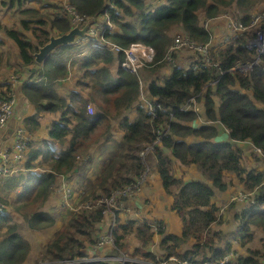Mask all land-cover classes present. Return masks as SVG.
Returning <instances> with one entry per match:
<instances>
[{
  "label": "trees",
  "instance_id": "obj_1",
  "mask_svg": "<svg viewBox=\"0 0 264 264\" xmlns=\"http://www.w3.org/2000/svg\"><path fill=\"white\" fill-rule=\"evenodd\" d=\"M32 3V0H2L3 7L19 8L21 17L19 26L0 24V37H3L0 64L9 54L4 49L12 40L17 53L13 64L17 70L21 69V75L25 68L29 71L36 68L30 71L28 82L22 86L23 98L29 100L32 111L22 118L21 124L27 131H41L43 124L39 116L47 115L48 123L44 126L47 139L33 138L24 161L28 171L5 179L8 189L17 186L19 190L11 202L13 210L0 214V264H24L31 256L32 246L18 230L19 220L24 218L36 230L55 226L56 218L42 204L52 196L58 175L69 174L76 167L81 169V179L86 180L84 187L91 190L84 200H92L93 206L70 213L61 221L54 237L33 257L32 264H65L67 260L88 255L90 246L94 247L99 237L104 215V206L97 205L96 201L102 196L110 197L113 190L131 182L145 169L141 145L152 142L160 127L167 133L156 145L152 166L164 191L172 198L173 209L182 219V232H167L161 219L140 221L130 217L120 225L121 231H116L119 246L128 251L130 235H134L143 247L135 248L131 254L157 263L163 260L168 264L218 262L234 250L235 257L224 264H264V172L259 167L261 164L247 170L242 162L246 153L251 163L255 159L261 163L264 160L255 150L258 147L264 152V55L247 73L234 70L238 61L256 59L255 48L249 46L254 33L248 31L234 40L216 44L212 42L216 33L204 24L226 9L236 8L224 18L226 28L230 19L247 25L252 12L264 0H66L77 12L100 23L101 44L90 38L60 45L40 64L35 60V53L49 42L52 33L60 35L74 26L73 14L64 4L54 3L52 10L43 13V6L35 7ZM47 5L51 9V3ZM106 13L109 21L99 22ZM260 26L264 27V18ZM172 30L178 33L173 35ZM226 31L230 32L228 28ZM177 35L210 45V59L218 65H208L200 51L189 53L200 67L180 64L187 48L169 54ZM137 42L155 48L153 60L143 67L151 74L147 72L143 79L140 72L144 69L136 73L122 67L126 57L124 48ZM114 44L122 50H112ZM169 56L176 66L160 79L163 69L173 63ZM70 65L81 71L77 81L80 85L61 94L55 85L66 79ZM199 92L204 96V100L199 98L202 112L182 110L190 97ZM145 93L162 105L156 117L146 107L137 106L140 95ZM89 102L96 104L93 113L88 109ZM133 107L137 109L135 116L125 115ZM116 122L123 131L122 138L115 140L113 151L98 174L94 178L86 177L83 162L79 165V155L88 154L91 145L102 138L110 139ZM165 123L169 124L168 128ZM221 132L228 139L218 140ZM92 137L96 138L92 140ZM37 163L49 169L37 170ZM176 164L195 167L207 181L186 179L185 172H178ZM225 171H233L244 188L258 189L255 204L232 202L228 205L229 208L241 206L234 216L237 235L213 226L224 222L223 214L218 212L222 213L225 205L220 207L212 202L216 191L228 193L232 188ZM16 212L19 220L14 217ZM151 222L162 227L159 233L163 235L161 244L165 252L160 256L147 249L155 243ZM259 231L263 234L262 244L254 248L250 244ZM229 237L237 240L229 241ZM242 246L246 247L247 254L239 255L237 249Z\"/></svg>",
  "mask_w": 264,
  "mask_h": 264
},
{
  "label": "built area",
  "instance_id": "obj_2",
  "mask_svg": "<svg viewBox=\"0 0 264 264\" xmlns=\"http://www.w3.org/2000/svg\"><path fill=\"white\" fill-rule=\"evenodd\" d=\"M65 6L69 10V12L73 14V27H75L77 23L83 25L91 21L87 16L77 12L70 4L66 3ZM263 18L264 12H252L251 20L247 25L241 23L240 21H234L230 19L227 26L230 32L224 34L223 41L229 42L231 40H234V37L238 38L239 36L244 35L246 32L252 31L254 35L249 41V46L255 47L257 54L256 59L253 62L238 61L233 67L234 70H239L241 72L247 73L248 71L253 69L254 64L258 63L259 60H261V56L264 55V27H259L258 25ZM108 19L109 14L106 13L105 16L99 18V22H108ZM97 27L101 28L100 23L92 20L89 23L87 34L91 37V35L95 33ZM88 35L77 36L76 42H80ZM182 47L187 48L188 51L202 52V54H204L207 58V64L217 65V63L212 62L210 59L211 47L208 44L197 43V41L187 36H183L182 39L176 37L170 47L169 54ZM114 49L116 51L122 50V48L118 45H115ZM124 51L126 53V58L122 62V65L126 70L130 72H138V67L140 66V64H142V61L149 63L153 60V57L155 55V48L153 46L140 42L131 44V46L124 48ZM169 58V60H172V56H169ZM193 66L197 67V64L193 63ZM221 73H225V71L222 70ZM26 81V78H24L18 70L5 71L3 77L1 78L0 93L2 92L3 95L0 94V139L3 136V132L7 130L9 121L15 116V107L18 102V90L20 86H23ZM216 81L217 80L213 81V83H215ZM146 103L148 104L149 111L151 113H154L155 107L152 106V104L148 100H146ZM192 105H194L196 108L195 96H193L190 101L186 105H184V107L191 108ZM88 109L91 113L95 111V107L92 102L88 103ZM30 139L31 134L29 130L27 131V128L18 124L15 126L13 142L7 143L6 145L2 144L0 146V182H4L6 178L19 170L20 167L18 165V162H20L24 158V152ZM158 142L159 140L157 139L152 143L145 144L142 148L141 156L146 166L145 169L142 170L137 177H135L131 182L124 184L122 187L113 190L110 197L102 196V198L96 201L97 205L104 206V215L100 222V225L104 228V230H101V226L99 225V237L97 238L95 246H90V254L83 258L77 257L76 259L67 260L65 261V264H91L92 262L97 261H102L107 264H127L129 262H131L132 264H166V262L156 263L132 258L118 248L117 240L115 241L112 249L101 251L102 248L109 246L113 242V232L118 229V227L120 229V225L127 222V220L130 218L129 216L133 215L137 219H143V205L141 204V202L145 201L144 188L151 170L147 154L149 152L151 153L155 151L156 144ZM255 150L258 151L257 153L261 154L264 158V152L261 148L256 147ZM262 163V170L264 172V160ZM70 181V178L66 175H62L57 179V184L55 185V193L59 196V199L62 200L64 198V202L69 203L68 205L72 209H74L73 212H77L85 207L92 208L94 202L92 200H84L86 192L75 190ZM78 192L79 194H77ZM257 195V188H240L231 193L229 202H249L251 204H254L257 200ZM73 199H76L78 201L74 206L70 204V202H73ZM6 207L7 205L5 201L0 198V213L4 212ZM151 225L153 226V230L157 234L160 226L158 224ZM235 255L236 252L234 250H231L225 254L222 260L218 262L215 260L207 262L208 264H224L225 262H229L231 259H233Z\"/></svg>",
  "mask_w": 264,
  "mask_h": 264
},
{
  "label": "rangeland",
  "instance_id": "obj_3",
  "mask_svg": "<svg viewBox=\"0 0 264 264\" xmlns=\"http://www.w3.org/2000/svg\"><path fill=\"white\" fill-rule=\"evenodd\" d=\"M29 1L31 2V0H29ZM1 2H2V0H0V24L6 23L10 26L11 25L19 26L20 25V17H21L20 9L19 8L8 9L7 7L1 6ZM32 2H33L32 3L33 6H35V7L43 6L42 7L43 13H48L50 10H52V8H53L52 4H54V3H55L54 5H57V6L58 5L62 6L63 4H64V6L66 5V0H32ZM43 3H51V9L47 8V6H49V5H43ZM256 8L258 11H260L264 8V4L261 3ZM233 9H236V8L226 9L221 14L219 19H222V18L226 19V17L229 15L230 11H232ZM77 24H80V23H77ZM204 24H205V27H207L208 29H211L210 21H205ZM84 25L85 24H83V25L80 24L79 26L82 29L84 27ZM226 30H227V28L223 31L225 34L228 32ZM100 31H101V28L97 27L95 30V33L92 34L91 37H89V39L93 38L94 42H97L98 45L101 44V40H102L101 38H99ZM172 31H173L172 32L173 35L175 33H178L176 30H172ZM0 36H2L1 30H0ZM176 37H179L180 39H182L183 35H177ZM2 38L3 37H0V39H2ZM85 39H87V38H85ZM223 40H224L223 38L217 39L216 44L224 43ZM182 48H184V47H182ZM4 50L6 52H9V54L3 59V61L0 64V67L1 68L5 67V71L17 70L18 67L13 64L14 56H16L17 53L14 50V45H13L12 40H10V42L6 46V49H4ZM61 51L63 54L67 53V50H61ZM72 51H75V50H72ZM189 53L190 52L188 50L183 51V57L189 59L190 58V56H188ZM54 57H55V55H54ZM146 63L147 62L142 61V64H140V66L138 67L139 72L141 71V69H144L143 67L146 65ZM183 65H187V63L184 62ZM6 68H7V70H6ZM172 68H173L172 64H168L163 69L162 73L160 74V79L161 78L164 79L166 76H168L169 73H171ZM5 71H4V73H5ZM18 71H21V69ZM147 72H149V71H147L145 69L140 72L142 79H143V77L145 78V74H147ZM37 73H39V71H37ZM77 81L75 82L74 85H71V86H75V87L79 86L80 84H78ZM145 82L147 83L146 80H145ZM145 82H144V84H145V89H146V83ZM85 83H88V81H85ZM81 85H83L82 80H81ZM75 87H73V88H75ZM88 90L89 89H87L85 91L86 94H88L87 93ZM92 103H93L95 110H96V104L94 102H92ZM21 104H22V100H21ZM132 113H133V110L128 112L127 114H132ZM10 122H12V125H11L12 130L11 131L9 130ZM17 122L19 125L23 126V124H21L22 123L21 121L17 120ZM15 126H16V120L14 118H12L9 121V125H8L7 130L3 132V136L5 134H7V135L10 134V138H11V140L9 141L10 143L13 142V134H14ZM118 133H121L119 129H113V135L110 139L102 138L98 143L93 145L95 147L94 148L95 154H93L94 156L90 152L88 154L81 153L82 154L81 160L83 161V163H82L83 166H87L88 163L91 164L90 159H93L94 161H96V163L98 165V168H96L95 165L93 166V170H92L93 173L91 176H96L98 174L102 165L106 162L108 157L111 155L112 149L114 148V145H115V140L117 139V138H115V136H117V137L120 136ZM94 138H96V137H92V140H94ZM188 140H190V139H188ZM245 148H247V151L249 150L248 145H246ZM150 156H152V158L154 157L152 154H150ZM84 158H89V159H87V161H88L87 163L84 162L85 161ZM242 162H243L245 168L247 169L250 167V163L252 162V159L248 158V154L246 153L245 157L242 159ZM253 164L256 166H258V164L259 165L261 164L260 166H262L263 163H261V161H258L257 159H255ZM151 165H152V162H151ZM179 167H182V166L179 165ZM179 167H178V169H179L178 172L184 171L183 169H180ZM184 167H187V166H184ZM151 169L152 170L150 171V173L148 175L149 176L148 180H147L148 184L147 183L145 184V188L147 186L149 188L151 187L152 191L154 192L155 212H156V209L161 208L160 214H158L157 212H156V214L158 215V217L162 218L163 223H165V221H166V223L168 224V229H170V231L166 230L167 232L181 233L182 232V219L177 214V212L173 209L171 196L168 195L165 191H163V188L161 186L160 177L158 175L157 170L154 169L153 166H151ZM89 170H90V166L87 169L88 174H89ZM185 175H186V172L184 174V177H185ZM13 176H18V175H13ZM13 176H11V177H13ZM231 176L233 177L234 180L239 181V178L234 173H232L231 175H229L227 177L228 181H230L229 177H231ZM185 178L189 179L187 177H185ZM154 179H156V182L158 184L155 183ZM75 182L72 183V181H70V183H72L73 187H75L76 185H79L80 186L79 190L82 191V189H84L85 182L83 180H79V181H75ZM241 186H242V183L239 184V186H238V184H234L232 186V188H230L228 195L232 191L236 190L237 188H240ZM17 190H18L17 186L14 189H8V187L6 186L5 180H4V182H0V196H1L0 198H4L7 201V204H8L7 207H8V209L10 208V210H13L12 205H11V201H12L11 200V194H13V192L16 193ZM77 194H79V192ZM62 200H63V202L61 204V202H59V200H57V198H55V196L52 195L45 203L42 204V208L45 207V210L49 211L52 214V216L54 218H56V220H57V223L55 224V226L49 228L48 230L31 229L29 227V225L27 224V222L24 220V218H22L21 221L19 220V218H18L19 215L17 214V212L14 215L15 219L19 220L18 230L20 231V233H22L29 240V242L31 243V246H32L31 256L28 257L26 264H32L33 257L39 253V251L44 247L45 243L48 241L49 238L54 237V234L56 232L55 230L57 228H59V225H61V221H64L66 218H68L70 212L74 211V209H72L68 205L69 203L64 202V198ZM77 202L78 201L76 199H73V202H70V204L74 206L75 204H77ZM227 203L228 202L223 203V205H225V207H224L225 210L222 213H220V211L218 212L219 215L223 214L224 222L222 224H218V225L214 224L213 226L215 229H222L225 233H227V230H229V232L234 231L235 235H237L238 224H237V220L234 218V216H235V211H239L238 209H241V206H239L238 208L236 206H234V208H229L230 206H228L229 204H227ZM150 204H152V201L150 202ZM147 207H148V203H147ZM11 213H13V212H11ZM65 216H67V217H65ZM129 217L135 218V216H133V215H131ZM158 217H154V218H158ZM143 219H147V218H145L143 216ZM139 220L141 221L142 219H139ZM166 229H167V226H166ZM116 231L120 232L121 229H119V227H118V229H116L113 232V234H112L113 235V242L109 246L102 248L101 251L112 249L115 241L117 240ZM162 237H163V235H161L160 233L156 234L155 243L153 244V246L147 247L148 250L152 251L154 254H156L158 256L162 255L165 252V249L162 247V244H161ZM262 237H263V234L259 231L256 235L255 241L250 245L254 248L260 247L262 244ZM228 240L235 242L237 239H233L232 237H229ZM129 242H130L129 243L130 246L128 248V251H126L129 254H131V252L135 248L141 249L143 247L142 242L137 240L134 235H130ZM123 252L126 253L125 251H123ZM237 253L239 255H242V253L247 254L246 247L242 246V248H238ZM135 258L137 260H142V257L140 255L135 256ZM209 261H211V260H209ZM208 262H202L201 264H208ZM184 264H188V263H184Z\"/></svg>",
  "mask_w": 264,
  "mask_h": 264
},
{
  "label": "crops",
  "instance_id": "obj_4",
  "mask_svg": "<svg viewBox=\"0 0 264 264\" xmlns=\"http://www.w3.org/2000/svg\"><path fill=\"white\" fill-rule=\"evenodd\" d=\"M219 17L220 16H218L216 18H210V19L207 20V21H210L211 30L214 33H216L214 35V39L212 41L213 43H215V40H217L219 37L220 38L222 37V32L226 29V23H225L224 18L219 19ZM188 56H190V55L188 54ZM190 59H191V56H190L189 59L188 58H184L182 61H179V62H180V64H183L184 62L188 64V61ZM32 70H33V68L30 69V71H32ZM4 71H5V67H3V68L0 67V81H1V78L3 77ZM30 71L27 68H25L24 71H23V77L26 78V79H29L30 78ZM81 75H82L81 71L75 65H71L69 67V74L66 77V79H62L61 81H59L55 85V87L57 88V90L60 91L61 94H66V93H68L70 91L71 88L75 87V86H71V85H74L75 82L80 78ZM22 93H23L22 86H20V88L18 90V102H17L16 107H15L16 108V111H15V118L14 119L16 120V123H17V120L21 121L23 117H25L28 113H30L32 111L31 106H30V103H29V100L27 98H25V97L23 98V94ZM85 95L87 96L86 93H85ZM21 100H22V104H21ZM132 110H133V113L132 114H127L128 112H130ZM136 112H137L136 107H133V108L129 109L128 111H126L125 113L132 118V117L135 116ZM39 118L41 119V122H42L43 126H42L41 131H35L34 137L37 138L39 141H42V140L47 139L46 129H45L44 126L48 123V119H47L48 117H47V115H40ZM114 129H119L117 122L114 124ZM120 132L121 133H118L120 135L119 137L115 136V138H117V140L118 139H121L122 138L121 136H123V131L120 130ZM223 139H228V136L225 134V132H221V134L219 135V138H218V140H223ZM10 140H11L10 134H8L5 142L3 143V145L4 144L6 145L7 143H10L9 142ZM55 145H56V147L58 149L60 148L58 144H55ZM94 148L95 147L93 145H91V147L89 149V152L92 155L95 154ZM87 162L88 161H86V163ZM94 165L96 166V168H98V165H97L96 161H94L92 159L91 164L88 163L87 166H83L84 168H86V177H88V178H94L95 177V176H91L92 173H93L92 170H93V166ZM176 165H177V167H179V164H176ZM89 166H90V170H89V174H88L87 169H88ZM254 166L255 165L253 163H250V167L247 168V170H250ZM179 168L180 169H183L186 172L185 177H187V178H194V179L201 180V181H207L205 179V176L202 175L193 166H190V167H179ZM77 173L80 176L81 169H78ZM225 173L227 174V177H228L229 175H231L234 172L233 171H225ZM229 179L232 182L231 187L234 184H238V186H239V184L242 183L240 180L239 181L234 180L232 176L229 177ZM154 181H155L156 184H158L156 182V179H154ZM147 184H148V182H147ZM161 186H162V183H161ZM241 187H243V185ZM163 191H164V189H163ZM226 193H227V191H225V192L216 191V195L214 196V199H213L212 202H214L217 206L222 207L224 202H228L229 201L232 192L229 195H228V193L227 194ZM14 199H15V194L13 193V194H11V200L14 201ZM144 200L145 201H142L141 202V204L143 205V214H144V217L147 218V219H151V220L153 219L152 221H154L155 219H161L162 220V218L158 217V215L156 214V212L158 214H160L161 208L156 209V212H155L154 192L152 191V188L151 187L149 188L147 186L146 188H144ZM151 201H152V204H150ZM147 203H148V207H147ZM43 209H45V207H43ZM7 211H10V209L7 208ZM154 217H158V218H154ZM143 220H145V219H142V221ZM163 225H164L165 229H166V226H167V230L170 231V229H168V224L166 223V221H165V223H163ZM24 264H26V261H25Z\"/></svg>",
  "mask_w": 264,
  "mask_h": 264
},
{
  "label": "clouds",
  "instance_id": "obj_5",
  "mask_svg": "<svg viewBox=\"0 0 264 264\" xmlns=\"http://www.w3.org/2000/svg\"><path fill=\"white\" fill-rule=\"evenodd\" d=\"M43 5H47V3H43ZM253 12H264L263 10L261 11H258V10H254ZM221 16V15H220ZM263 20V19H262ZM262 22V21H261ZM261 22L258 24L259 25V27H261L260 25H261ZM73 28V27H72ZM88 30V29H87ZM211 30V29H210ZM252 30V29H251ZM249 32H252V31H249ZM56 34V33H55ZM224 32H222V37L221 38H223V36H224ZM57 35V34H56ZM59 35V34H58ZM86 35H88L87 33L84 35V36H86ZM253 36V35H252ZM252 36H251V38H252ZM89 35L86 37L87 39H89ZM220 37L218 38V39H221ZM213 39H214V36H213ZM213 39H212V41H213ZM215 41H217V40H215ZM74 42H76V39H75V41ZM140 43H142V42H140ZM144 44H146V43H144ZM116 44H114L113 46H112V50H114L115 51V49H114V46H115ZM147 45H150V44H147ZM152 46V45H151ZM210 46V45H209ZM255 48V47H254ZM256 50V49H255ZM125 52V51H124ZM189 52H192V51H189ZM193 53H195V51L193 52ZM126 54V53H125ZM256 56H257V54H256ZM210 57H211V52H210ZM126 58V57H125ZM125 60V59H124ZM173 61V60H172ZM188 63H190V64H192L193 65V63L194 64H197L196 62H194L193 61V59H192V57H191V59L188 61ZM209 65V64H208ZM218 65V64H217ZM71 66V65H70ZM69 66V67H70ZM172 66H173V68L176 66V63H174V61H173V63H172ZM122 67H123V65H122ZM198 67H200V64H197V67H195V68H198ZM124 68V67H123ZM222 71V70H221ZM137 73V72H136ZM222 74H224V73H222ZM27 81L26 82H28V80L29 79H26ZM1 82V81H0ZM213 83V82H212ZM216 83V82H215ZM193 96H195L196 97V108H195V106L194 105H192V107L191 108H187V107H184L183 106V108H181L182 110H191V109H193V110H195L197 113H200V112H202L201 110H200V105H201V102L199 101V98H201L202 100H204V96H203V93L202 92H199V93H197V94H195V95H193ZM193 96H191L190 97V99L193 97ZM190 99L188 100V102L190 101ZM146 100H148L151 104H152V106H154L155 107V111H154V113H151L150 111H149V107H148V104L146 103ZM153 102H154V104H153ZM187 102V103H188ZM186 103V104H187ZM186 104H184V105H186ZM144 106V107H146L147 108V110H148V112H149V114H151L153 117H156L157 116V114H158V110L159 109H162V105H161V103H159V102H156V99L155 98H152V97H150L148 94H141L140 95V98H139V101H138V103H137V106ZM15 115V114H14ZM125 115H127L126 113H125ZM13 118H15V116L13 117ZM200 120L202 121V118L200 117ZM16 125H18V122L16 123ZM164 125H166L167 126V128H168V126H169V124L168 123H165ZM29 132H30V134H31V139L28 141V143H27V146H26V149H25V155H24V158L20 161V162H18V165H19V170L17 171V172H15L14 174H12V175H10L9 177H11V176H13V175H20L22 172L23 173H26L27 171H28V169L26 168V167H24V161H25V159H26V157H27V151H28V145H29V142L34 138V139H37V138H35L34 137V135H35V132H33V131H31V130H29ZM166 133H167V130H164L162 127H160V128H158L157 130H156V138L152 141V142H154L155 140H159V142L156 144V145H158V144H160L161 142H162V139H163V137L166 135ZM5 140H6V138L4 139L3 138V136L1 137V139H0V146L5 142ZM38 140V139H37ZM152 142H148V143H152ZM148 143H143L142 145H141V150H142V148L144 147V145L145 144H148ZM241 146L243 145V143H239ZM93 145H95V144H93ZM248 145V144H247ZM112 151H113V149H112ZM150 154H152L153 156H154V154H155V151L154 152H149L148 154H147V157L149 158V165H150V169H151V162H152V156H150ZM81 156H82V154L81 155H79V158H80V164L83 162L82 160H81ZM140 156H141V151H140ZM141 158H142V156H141ZM85 159V161L84 162H86L87 161V159H89V158H84ZM142 161H143V158H142ZM144 163V162H143ZM79 164V165H80ZM145 164V163H144ZM146 166V165H145ZM260 167V169H262V166H259ZM35 169H37V170H42V171H45V170H48L49 169V167H47V166H41L39 163H37L36 164V167H35ZM78 169H80L79 167H76V168H74V170L71 172V173H69V174H66L69 178H70V180L72 181V183L73 182H75V181H79V180H82L81 179V174H80V176H79V174L77 173V171H78ZM152 170V169H151ZM150 170V171H151ZM60 176L58 175V177L56 178V180H55V183H54V186H53V196H55V198H57V200L59 199V196L55 193V185L57 184V179L59 178ZM85 183H86V180H83ZM72 183H71V185H72ZM76 183V182H75ZM73 186V185H72ZM18 188V190H19V187H17ZM79 188H80V186L79 185H76L75 187H74V189L75 190H79ZM240 188H244V187H240ZM240 188H238V189H240ZM17 190V191H18ZM17 191H16V193H17ZM82 191H84V192H86V195H85V198L91 193V190H88L87 188H85L84 187V189H82ZM235 191V190H234ZM233 192V191H232ZM14 193V192H13ZM16 193H14L15 194V196H16ZM3 201H5V203H6V205H8L7 204V201L4 199V198H1ZM12 202V201H11ZM233 202H236V201H233ZM230 203H232V202H229L228 201V203L227 204H230ZM236 203H241V202H236ZM251 203H246L245 202V204H242V205H250ZM255 204V203H254ZM7 208L8 207H6V209H5V211H7ZM10 209V208H9ZM4 211V212H5ZM3 213V212H2ZM2 213H0V214H2ZM128 221V220H127ZM153 225L154 224H156L155 222H151ZM163 227H164V225H163ZM160 228H162L161 226H160ZM121 229V228H120ZM160 230V229H159ZM155 234H156V232H155ZM157 234H159V231H158V233ZM156 236V235H155ZM117 246H118V248L120 249V250H122V251H125V250H123L120 246H119V241L117 240ZM126 252V251H125ZM127 253V252H126ZM89 254H90V251H89ZM88 254V255H89ZM127 255L128 256H130V257H132V258H135V256L134 255H132V254H129V253H127ZM87 256V255H86ZM170 259H175V257H171ZM142 260H144V261H148V262H154V261H151V260H147V259H145V258H143L142 257ZM97 262H102V261H97ZM162 262H166V264H168V262L166 261V260H163V261H161V262H158V263H162ZM92 263H95V262H92ZM105 263V262H104ZM157 263V262H156ZM186 263V262H185ZM127 264H132L131 262H129V263H127ZM135 264H141V263H135Z\"/></svg>",
  "mask_w": 264,
  "mask_h": 264
},
{
  "label": "water",
  "instance_id": "obj_6",
  "mask_svg": "<svg viewBox=\"0 0 264 264\" xmlns=\"http://www.w3.org/2000/svg\"><path fill=\"white\" fill-rule=\"evenodd\" d=\"M90 22L85 24L82 29L79 26L80 24H77L75 27H73L70 31H68L66 33H63L60 35H58V34L56 35L55 33H52L50 36L49 42L46 45L41 46L39 48V50L35 53L36 62L42 63L43 60L45 59V57L50 53V51H52L56 47H58L60 45H66V44L74 43L77 36H84L87 33V29L89 27ZM35 70H36V68L33 67V71H35ZM11 125H12V122H10V127H9L10 131L12 130ZM6 137H7V134H5L3 136L4 139Z\"/></svg>",
  "mask_w": 264,
  "mask_h": 264
},
{
  "label": "bare ground",
  "instance_id": "obj_7",
  "mask_svg": "<svg viewBox=\"0 0 264 264\" xmlns=\"http://www.w3.org/2000/svg\"><path fill=\"white\" fill-rule=\"evenodd\" d=\"M96 18V17H95ZM106 38V37H105ZM98 41V40H97ZM97 45V44H96ZM173 57H174V55H173ZM148 112V111H147ZM155 261H157V260H155ZM107 264V263H106Z\"/></svg>",
  "mask_w": 264,
  "mask_h": 264
}]
</instances>
